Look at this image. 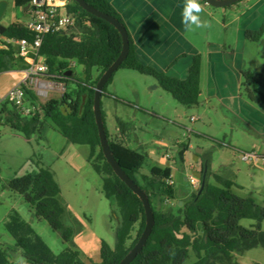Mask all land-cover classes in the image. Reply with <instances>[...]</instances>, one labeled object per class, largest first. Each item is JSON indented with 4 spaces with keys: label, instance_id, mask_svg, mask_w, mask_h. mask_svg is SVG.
Segmentation results:
<instances>
[{
    "label": "trees",
    "instance_id": "1",
    "mask_svg": "<svg viewBox=\"0 0 264 264\" xmlns=\"http://www.w3.org/2000/svg\"><path fill=\"white\" fill-rule=\"evenodd\" d=\"M68 1L69 13L83 33L79 36L69 32L65 35L50 36L45 40L41 51L51 75L59 77L71 74L66 80H58V83L65 84L64 96L61 100L41 104L33 91L23 88L26 107L34 112L32 111L29 117H23L17 108L12 107L13 112H8L9 105L4 104L1 115H6L3 122L11 125V129L28 142L36 136L43 138L49 126V129H53L67 144L90 149V160L93 162L95 173L102 179L103 195L110 203L111 222L115 224L114 246L111 247L104 241L100 243L98 264H121L136 247L145 231V212L138 198L119 181L103 156L93 103L99 81L122 53V39L114 28L88 15L73 1ZM83 1L122 24L118 14L105 0ZM246 1L248 0L244 2ZM198 2L207 6L202 0ZM23 3L24 0H18L16 8H20ZM32 38L21 24H13L3 30L0 34V75L23 70L16 47L7 42ZM263 38L264 26L258 33L246 34L247 41L255 44ZM74 66L82 71V77L77 83L73 81ZM119 71L155 79L162 91L185 108L200 106L201 57L195 59L186 81L172 80L141 66L136 60L130 40L129 56ZM243 78L246 100L252 105L263 107L261 82L251 73H244ZM112 81L113 79L106 86L103 97ZM120 128V136H117L115 141H111L106 132L110 149L125 174L149 198L155 217L153 234L133 264H187L191 254L197 260L195 264H229L236 254L242 255L255 249L264 250V204L259 206L250 197L242 199L234 196L231 193L234 183L219 176H213L218 187L211 186L208 182L210 174H205L203 169V189L201 186V191L191 194L186 202L181 201L182 207H179L180 200L172 186L155 176L140 175L147 158L126 147L120 140V137L126 136L124 127ZM183 155L180 154L181 164ZM31 165L36 172L12 180L7 185V190L23 199L36 220L48 225L63 242L65 251L60 256H55L43 239L16 211H12L7 217L4 224L6 234L14 242L15 250L25 264H85L82 254L70 248L76 232L68 223V208L62 198L56 175L41 161H34ZM166 202H173L175 205L169 207L165 205ZM242 221L254 222L257 227L252 231L244 230L240 227ZM0 264H12L1 246Z\"/></svg>",
    "mask_w": 264,
    "mask_h": 264
},
{
    "label": "rangeland",
    "instance_id": "2",
    "mask_svg": "<svg viewBox=\"0 0 264 264\" xmlns=\"http://www.w3.org/2000/svg\"><path fill=\"white\" fill-rule=\"evenodd\" d=\"M6 3L9 8L0 21V34L12 26L15 20L26 21L13 2L7 1ZM238 6L225 9V12L234 10ZM210 9L216 14L217 21L221 26V29L216 25L212 28L213 41L228 46L231 37L228 31L223 29V24L227 25L230 22L219 17L222 10ZM212 23H214L213 19H211ZM78 30L77 33H83L81 29L78 28ZM258 44H253L254 47L250 50L247 68L250 70L252 66L250 71L264 78L262 69L252 65V62L257 61L264 66V43ZM73 70L75 71L73 81L77 83L82 77V71L76 66L73 67ZM12 77L11 74L0 75V95L6 96L15 87L16 78ZM131 78L149 79L153 82L150 77H143L128 71H118L113 80L114 84L119 86L118 92L114 85L107 88L106 93L111 98L104 97L102 99V112L104 126L110 140L114 136H120V126H122L125 137L133 142L136 137L143 145V149H137L134 142V146L131 148L132 151L147 158L140 175L155 176L164 180L168 178V172L164 168L171 166L176 173L173 176L174 189L177 193H181L182 199L179 198V200L184 202V195L193 192L191 179L200 182V187L195 192L201 191L199 175L201 161L210 168L208 182L211 186L218 187L213 176H219L234 183V188L231 190L234 196L242 199L250 197L255 200L252 193L256 190L252 188V179L260 173L253 165L243 164L240 161L242 153L247 151L246 148L252 142L249 133L242 132L240 129L233 130L234 127L231 125L233 120L222 114L215 104L206 101L205 97H202V91L200 102L205 101L206 103H200L199 107L185 108L164 91L151 92L150 90L155 87H144L142 83L135 84V87L143 89L142 97L137 98L127 88L128 83L135 82ZM55 85L54 91L49 90L51 91L49 98L41 100L42 104H46L49 100L62 99L66 91L65 84L55 83ZM261 93L264 96L263 90ZM3 106L4 104H0V246L8 254L12 264H25L21 255L15 250L14 242L4 230L8 215L12 211H16L22 220L43 239L55 256H60L65 251L63 242L48 225L43 221L36 220L23 199L7 190V185L12 180L34 174L36 169L31 163L41 161L56 175L60 184L62 198L68 208V223L73 226L76 232L70 248L82 254L85 264H98L100 262V243L104 241L111 247L114 246L115 224L111 222L110 203L103 195L102 179L93 169L90 149L67 144L53 129H49V126L43 138L36 136L31 142H28L22 135L13 131L11 125L3 122L6 116L1 115ZM7 108L8 112H13L10 105ZM260 108L264 109V106ZM161 144L165 145L166 149L162 148ZM179 148L188 151L185 168L179 163L175 153V150ZM197 152H201L202 155L198 157ZM166 156L176 160V163L166 161ZM158 161H163L164 167H160ZM256 193L262 197L264 190L261 189ZM256 203L261 206L259 202ZM157 208L159 209V205ZM240 227L252 231L256 229L257 224L251 221H242ZM262 232L264 233V223ZM196 262V258L191 254L187 264ZM229 264H264V250L255 249L242 255L236 254Z\"/></svg>",
    "mask_w": 264,
    "mask_h": 264
},
{
    "label": "crops",
    "instance_id": "3",
    "mask_svg": "<svg viewBox=\"0 0 264 264\" xmlns=\"http://www.w3.org/2000/svg\"><path fill=\"white\" fill-rule=\"evenodd\" d=\"M28 1L24 0L23 5L27 4ZM105 1L118 14L132 41L136 60L141 66L150 68L166 78L184 82L189 77L195 59L201 57L202 97H205L206 101L215 104V107L219 108L222 114L233 120V123L231 122L234 127V129L232 128L233 130L236 129L235 131H237L240 129L242 132L251 135L252 142L246 148L247 151L242 153V156L257 154L261 157V162L253 166L260 174L253 177L252 188L256 192H260L261 189L264 190V109L249 103L243 90V74L251 73L257 81L261 82L263 85L261 90L264 91V78L250 71L252 66L250 70L247 68V59L250 58V50L255 43L248 42L246 39L247 33H258L264 26V0H248L234 10H228V12L222 10L220 12L219 17H223L224 20L230 22L227 25L226 23L223 24V29L227 30L231 37V42L228 46L213 41L212 28L215 25L220 26V23L217 21L216 14L211 12L212 10L208 6L200 2H198L202 8V11L198 14L200 20L203 24H210L207 27H196L193 25L191 30H186L182 24V13L186 0ZM22 15L25 17L24 12H22ZM211 19L214 22L212 24ZM78 28L75 25L69 31V34L79 36L80 33H77L79 31ZM219 28L221 29V26ZM210 29L211 31H209ZM259 43L263 44L264 38ZM256 45L259 44L257 43ZM252 65L259 66L264 74V66L257 61L252 62ZM112 79L114 80V77ZM131 79L135 82L128 83L127 88L137 98L142 97L143 89L135 87L136 83H142L144 87L148 88L155 87L150 90L151 92L161 90L153 78V82L149 79ZM112 83L111 85H114L118 92V84H114L113 81ZM104 97L111 98L107 93H105ZM204 103L206 102L204 101L202 104ZM105 130L107 132L106 127ZM120 138L130 150L134 146V142L137 149H143V145L136 137H134V142L125 136ZM115 139H118L117 136H114L111 141H115ZM161 147L166 149L165 145L161 144ZM187 152V149L179 148L175 150L179 163L181 161L180 154H184L182 164L184 168L186 166ZM235 152L237 154V151ZM200 155H202L201 152ZM165 160L173 164L176 163V160L170 158V156H166ZM158 165L164 167V162L158 161ZM164 169L168 172V178L164 179V181L171 183L174 188L173 176L176 173L171 166ZM203 169L205 174H210L209 166L200 161V181ZM185 178L187 179V175ZM196 189L193 187L191 194ZM256 192L252 193L255 201L261 205L264 204V195L261 197ZM177 194L181 198V193ZM191 194L184 195V202L189 199ZM179 207H182L181 201H179Z\"/></svg>",
    "mask_w": 264,
    "mask_h": 264
},
{
    "label": "built area",
    "instance_id": "4",
    "mask_svg": "<svg viewBox=\"0 0 264 264\" xmlns=\"http://www.w3.org/2000/svg\"><path fill=\"white\" fill-rule=\"evenodd\" d=\"M7 1L13 2L16 7L18 0H0V3ZM69 7L68 0H29L27 4L17 8L21 15L24 12L26 21L15 20L13 24L23 25L33 38L25 41L7 42L16 47L23 70L12 73V76L16 78L15 87L6 96L0 95V104L19 109L23 117H29L32 111L34 112L26 107L23 88L33 91L41 103L42 99L49 98V93L54 91L55 83H58V80L67 79V75L56 77L50 74L41 51L48 37L65 35L75 27V19L69 13ZM25 8L28 9L26 12ZM240 161L243 164L256 166L261 162V157L257 154L244 155ZM191 184L194 188L200 187L197 180L191 179ZM167 185L172 186L171 183H167ZM165 205L173 207L175 204L166 202Z\"/></svg>",
    "mask_w": 264,
    "mask_h": 264
},
{
    "label": "water",
    "instance_id": "5",
    "mask_svg": "<svg viewBox=\"0 0 264 264\" xmlns=\"http://www.w3.org/2000/svg\"><path fill=\"white\" fill-rule=\"evenodd\" d=\"M75 4H77L84 12L88 15L101 20L114 28L122 39V53L119 59L109 68V70L104 74V76L99 81L94 97L93 103V112L95 116V123L98 129V135L101 145V150L103 156L107 162V164L111 167L114 175L119 179L121 183H123L135 197L138 198L140 203L142 204L145 212V219H146V228L145 231L139 240L136 247L128 254V256L121 262V264H133L134 261L142 254L144 249L146 248L149 239L153 234V230L155 228V217L153 214V210L147 195L138 187V185L133 182L122 170V168L118 165L117 161L114 158V155L110 149L109 141L107 138L104 122L102 119V110H101V103L103 99V93L108 85V83L112 80L114 75L120 70L124 62L127 60L130 52V40L126 29L123 25L116 20L115 18L109 17L104 15L97 10L93 9L92 7L88 6L83 0H71ZM204 1L208 7L217 10H225L238 5L245 0H202ZM8 9V4L6 2L0 3V21L4 18ZM26 9L25 11H27ZM71 74L67 75L70 76ZM200 155V152H197ZM204 186V185H203ZM202 186V189H203Z\"/></svg>",
    "mask_w": 264,
    "mask_h": 264
},
{
    "label": "clouds",
    "instance_id": "6",
    "mask_svg": "<svg viewBox=\"0 0 264 264\" xmlns=\"http://www.w3.org/2000/svg\"><path fill=\"white\" fill-rule=\"evenodd\" d=\"M202 11L198 0H186V4L182 13V24L186 30H191L192 26L206 27L200 20L199 13Z\"/></svg>",
    "mask_w": 264,
    "mask_h": 264
}]
</instances>
